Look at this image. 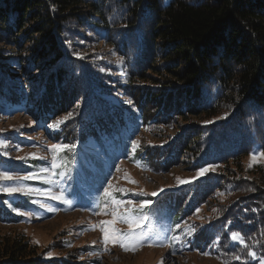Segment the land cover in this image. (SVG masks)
I'll use <instances>...</instances> for the list:
<instances>
[{"label": "trees", "instance_id": "obj_1", "mask_svg": "<svg viewBox=\"0 0 264 264\" xmlns=\"http://www.w3.org/2000/svg\"><path fill=\"white\" fill-rule=\"evenodd\" d=\"M4 104L21 106L44 126L63 120L50 128L60 144L75 145L57 155L70 166L77 160L110 172L140 129L164 138L140 145L135 160L158 171L211 167L178 191L144 195L151 203L142 210L177 224L212 202L215 211L190 247L223 264L264 258V163L250 173L227 172L264 151V0H0ZM21 137L0 131V140L26 147ZM36 162L12 167H43ZM10 163L0 148V168ZM90 190L71 180L76 208H92ZM31 200L0 190V221L19 219L13 209L37 206ZM79 250L47 259L22 234L0 235V264H81Z\"/></svg>", "mask_w": 264, "mask_h": 264}, {"label": "rangeland", "instance_id": "obj_2", "mask_svg": "<svg viewBox=\"0 0 264 264\" xmlns=\"http://www.w3.org/2000/svg\"><path fill=\"white\" fill-rule=\"evenodd\" d=\"M8 67L13 68L11 65ZM8 67L6 74L14 76L16 73L13 70L15 69ZM63 116L60 115L57 119ZM175 127L176 124L173 127L164 128L161 135L164 132L173 133ZM0 131H19L22 135L20 139L27 140L26 147L5 143L11 163L3 164L0 172L7 170L14 178L21 177V179L0 180V185L4 187L26 186V189H32L26 195L33 199L32 203L37 204L30 208L17 209L16 212L20 216L13 222L0 221V235L22 234L35 244L38 251H41L43 257L47 259L60 257L71 249L79 248L76 260H80L81 264H161V262L163 264H223L216 255L209 251L190 247V236L186 231L190 228L196 229L200 223L207 221L213 215L215 209L212 202L210 205L198 208L193 216L177 224H172L169 217H162V215L154 218L140 208L143 202L141 197L144 195L154 192L159 194L164 190L178 191L182 186L200 180L207 172L200 176H197V173L202 169H209V165L198 170H190L178 164L167 171H158L135 160L131 147L130 152L120 157L115 169L110 172L102 171L94 166H83V163L77 160L73 161V166H70L67 160L58 158L59 152L51 151L53 145L60 144L52 137V129L47 125L38 124L33 116L23 111L21 106L13 107L10 104L0 105ZM163 139L146 129H140L133 137V141H138L139 146L145 142L156 143ZM0 141L4 142L2 138ZM258 152L249 153L242 159L241 168L232 165L227 172L236 175L239 170L248 167L242 172L250 173L248 171L250 163L252 165L264 163V158L258 155L257 161L251 160V154ZM32 154H35L37 158H32ZM54 156L56 157L55 163L59 167L52 170L50 166ZM28 158L36 160V164L43 165V167L27 170L25 173H21L17 167H12L13 163ZM45 168H49L50 171L43 172ZM53 172L56 174L53 175ZM29 174L36 175L37 178L31 180H36L39 183L37 186L29 185V180L22 179ZM177 177L190 182L178 184ZM72 179L83 191L82 193H86V188H91L92 208L74 206L75 200L68 195ZM46 180L54 182L46 183ZM109 182L112 185L110 191L113 196L125 201L124 205L119 208L111 203L110 198L103 196L104 189L108 187ZM121 189L123 191H117ZM49 190L52 195L63 193V196L71 203L52 199L51 195L43 194ZM7 193L12 200L25 194L22 192L18 195L17 191ZM129 200L133 202L131 205L127 204ZM105 204H107L106 207ZM114 212L123 217L131 215L133 218H146L139 228L134 229L137 235L143 238V244L136 251H124L119 244L112 243L111 239L107 244L103 242L102 228H115L122 233L129 231V224L122 219H116L112 225L101 223L112 221ZM24 213H30V215ZM155 214L152 213L153 216ZM238 236L241 237L239 234ZM173 237H179V240L174 241ZM233 241L241 243L239 239ZM90 248L91 250L88 251L87 249ZM49 253L52 255L49 256ZM255 264H264V258H259Z\"/></svg>", "mask_w": 264, "mask_h": 264}, {"label": "snow or ice", "instance_id": "obj_3", "mask_svg": "<svg viewBox=\"0 0 264 264\" xmlns=\"http://www.w3.org/2000/svg\"><path fill=\"white\" fill-rule=\"evenodd\" d=\"M77 56H79L80 54L77 53ZM117 63H123V59L122 58H118ZM129 104L132 103V101H128ZM69 116H71V113H69ZM68 117H65L64 120H66ZM63 120H58L56 121L55 124L50 125V127L52 128H56L59 126V124L63 123ZM6 144L3 141H0V148H5ZM75 147V145H61V144H56L53 145L51 148V151L53 153H57V152H61L64 151L66 149H70ZM139 148V143L138 141H132V151L135 152L137 149ZM6 154V153H5ZM257 155L259 157L264 158V151H260L258 153H253L251 154V160L252 161H257ZM32 158H37L35 156V154H32ZM23 159V158H20ZM55 159L56 157H53V162L51 164V169L55 170L56 168H58L59 166L55 163ZM211 167V166H210ZM249 167H252V164H249ZM209 169L205 168L202 169L200 172L197 173V176L202 175L203 173H206ZM43 172H49L50 169L49 168H45L42 170ZM56 173L53 172V175H55ZM62 175V174H61ZM37 178L35 174H29L27 176H24L22 179L25 180H31V179H35ZM13 179H21V177H13L9 174V171L5 170L0 172V180H4V181H10ZM46 183H53L54 181L52 180H46ZM133 183H135V181H132ZM190 181H184L181 180L179 177H177V183L178 184H183V183H189ZM112 188L111 183L109 182V185L107 188L104 189L103 192V196L106 198H110L111 203L114 204L117 208L121 207L124 205L125 201L123 200H118L115 198V196H113L112 191H110V189ZM0 190L6 191V192H16V191H22L25 194H28V192H31L32 189H26V186H19V187H4L2 185H0ZM117 191H123L121 190H117ZM162 191V189H161ZM44 195H51L52 199H56V200H63L66 203H71L70 201H68L64 196L63 193H61L60 195H52L50 190L49 191H45L43 193ZM158 193H151L152 196H156ZM133 202L131 200L127 201V204L131 205ZM151 203L150 201H145L142 202L140 204V208H144L147 204ZM43 206V205H41ZM107 206V204H105V207ZM51 210V209H49ZM13 211H17V209H13ZM25 215H30V213H24ZM114 219L112 221H102V224H107V225H112L115 223L116 219H122L125 220V222H127L129 224V231L127 233H122L119 231V229H115V228H111L109 229L108 227L102 228L101 231L104 234V243L107 244L109 243V240L111 239V242L114 244H119V246L124 250V251H136L137 248L139 246H141L143 244V238L139 235H137V233L135 232L134 229L139 228L141 226V223L144 219H146L145 217H140V218H133L131 215L127 216V217H123V216H119L117 212L113 213ZM177 227H179V225H177ZM187 235L191 236L193 234V232H195V228H190L187 229ZM174 241H178L179 237H173L172 238ZM232 239L233 240H240L241 243H243V239L241 237L238 236V234L233 233L232 234ZM171 247V245H169ZM251 254V253H250ZM52 254L49 253V256H51ZM237 259H239V257H236ZM161 264H163V262H161Z\"/></svg>", "mask_w": 264, "mask_h": 264}]
</instances>
